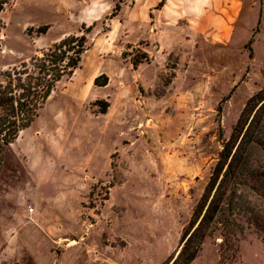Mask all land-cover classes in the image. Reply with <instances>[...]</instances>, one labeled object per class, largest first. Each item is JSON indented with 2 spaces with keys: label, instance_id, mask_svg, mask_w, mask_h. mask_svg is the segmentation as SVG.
<instances>
[{
  "label": "rangeland",
  "instance_id": "374dc122",
  "mask_svg": "<svg viewBox=\"0 0 264 264\" xmlns=\"http://www.w3.org/2000/svg\"><path fill=\"white\" fill-rule=\"evenodd\" d=\"M159 1L122 0L112 17L117 0H8L1 11L0 81L67 34L87 43L0 154V264L177 254L222 143L264 88V0ZM249 108L264 183V98ZM245 189L238 241L221 249L215 229L189 264H264V187Z\"/></svg>",
  "mask_w": 264,
  "mask_h": 264
},
{
  "label": "trees",
  "instance_id": "16d2710c",
  "mask_svg": "<svg viewBox=\"0 0 264 264\" xmlns=\"http://www.w3.org/2000/svg\"><path fill=\"white\" fill-rule=\"evenodd\" d=\"M121 1L115 2L111 17L119 10ZM7 2L0 0V13ZM163 2L160 0L156 8ZM38 31L44 33L46 28ZM86 43L84 32L67 34L40 54L5 71L4 79L0 81V154L19 136L20 131L30 126L56 84L73 73L86 50ZM94 83L98 84L96 79ZM103 84L106 82L98 85ZM260 97L264 98V88L247 100L229 138L222 143L209 179L181 234L179 250L169 264H189L197 255L205 236L215 229L221 230V249H228L238 241L236 228L240 224L236 215L247 210L242 203L245 197L243 191L245 188L254 189L256 185L264 187L258 177L259 172L250 163L260 142L252 120L248 122L250 104ZM252 175L254 177L251 178L258 183L248 185L244 177ZM216 224L220 228H216Z\"/></svg>",
  "mask_w": 264,
  "mask_h": 264
},
{
  "label": "crops",
  "instance_id": "0c3cea01",
  "mask_svg": "<svg viewBox=\"0 0 264 264\" xmlns=\"http://www.w3.org/2000/svg\"><path fill=\"white\" fill-rule=\"evenodd\" d=\"M112 2V0H110ZM166 1H164V4H166ZM103 8V5L99 4L98 6L95 7V12H98V10L102 9ZM93 19H96V18H93Z\"/></svg>",
  "mask_w": 264,
  "mask_h": 264
}]
</instances>
